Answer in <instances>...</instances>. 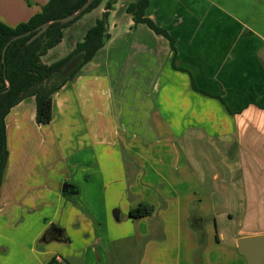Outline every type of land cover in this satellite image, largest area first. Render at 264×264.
Returning a JSON list of instances; mask_svg holds the SVG:
<instances>
[{
  "label": "crops",
  "instance_id": "crops-1",
  "mask_svg": "<svg viewBox=\"0 0 264 264\" xmlns=\"http://www.w3.org/2000/svg\"><path fill=\"white\" fill-rule=\"evenodd\" d=\"M106 1L88 12L89 18L75 22L84 21L80 24L84 32L78 36L102 15ZM133 1L112 5L108 40L52 95L50 122L37 124L30 133L37 139L32 149L44 169L38 179L27 170L26 148L16 155L19 139L28 138L26 123L35 122L34 97L24 98L7 115L0 264H48L52 259L64 264L78 247H87L83 252L94 264L93 255L98 258L101 247L108 252L110 244L131 237L141 242L136 264H245L235 246L221 244L219 236L211 235L217 195L224 208L225 197L234 198L235 211L242 213L239 229L249 230L248 235L264 233V0H179L169 22L159 26L175 39L174 61L167 40L144 24L134 25L126 11L121 19L125 23L120 24L115 6L125 10ZM154 1L147 16L156 22L160 13ZM46 3L0 0V23L16 27ZM220 33L226 38L222 45ZM118 34L130 38L121 47L123 52L111 44ZM76 43L66 44L53 61L45 60L46 53L42 63L64 58ZM123 59L125 63L120 62ZM116 63H122L118 70ZM191 82L220 100L195 91ZM113 96L123 100L136 96L146 126H135L129 118L138 114L134 104L129 105L133 109L124 105L128 118L116 119L120 111L114 109ZM166 129L172 143L164 141ZM176 140H183L182 151ZM190 150L195 153L193 161ZM194 163L201 169L196 170ZM209 164L217 167L210 177ZM64 182L72 186L66 194L61 193ZM141 204L150 206L151 214L131 219L129 211ZM112 208L119 209H113L117 220L110 216ZM27 211L31 214L15 218ZM82 211L92 217L88 230L79 222ZM120 222H132L134 234L124 235ZM90 224L97 226L95 232ZM51 227L61 231L60 238L50 235ZM36 242L41 249H35Z\"/></svg>",
  "mask_w": 264,
  "mask_h": 264
},
{
  "label": "trees",
  "instance_id": "trees-1",
  "mask_svg": "<svg viewBox=\"0 0 264 264\" xmlns=\"http://www.w3.org/2000/svg\"><path fill=\"white\" fill-rule=\"evenodd\" d=\"M85 1L47 0L41 11L25 23H21L16 27H9L0 23V185L8 158L5 119L10 110L24 98L31 96L34 97L35 101L36 124L46 125L50 122L52 118V95L63 84L72 80L78 74L80 68L89 62L108 40V12L117 0H107L101 18L97 19L93 26L85 31L82 41L76 43L67 56L49 65L43 64L41 58L61 42L63 30L78 21L84 14L97 8L104 0H93L80 15L67 24H51L42 35L28 45H26V41L31 35L12 41L5 51L4 65L1 62V50L14 36L33 30L46 21L65 17L78 9ZM150 1L134 0L127 5L125 11L131 16L134 25L144 24L154 34L167 40L173 53L172 61H174L176 54L175 39L147 16ZM78 55L81 56V60L59 84L53 83L50 87L43 85L44 80L47 81L53 75H56L66 63ZM172 67L177 69L173 63ZM5 79L9 82V89L2 93L6 89ZM191 84L195 91L220 100L217 96L198 90L193 82ZM151 212L152 208L150 206L141 204L129 211V217L139 219L149 216ZM53 263V259L48 262V264Z\"/></svg>",
  "mask_w": 264,
  "mask_h": 264
},
{
  "label": "rangeland",
  "instance_id": "rangeland-1",
  "mask_svg": "<svg viewBox=\"0 0 264 264\" xmlns=\"http://www.w3.org/2000/svg\"><path fill=\"white\" fill-rule=\"evenodd\" d=\"M179 2V0H155L154 3L156 4V9L159 11L160 16L157 19L156 18V22H154L156 25L160 26L162 23H168L169 22V17L168 15L173 12V8H175V5H177ZM105 4V3H103ZM104 6V5H103ZM229 12L234 13V8L232 4L226 5ZM115 12H116V16L119 18V20H121L123 18V14H125V10L123 9V7L118 4L115 6ZM176 11V10H175ZM236 11V10H235ZM90 13V12H89ZM92 14V13H91ZM87 13L83 15V17L81 18H89L86 17ZM122 16V17H121ZM101 16H99L98 19H100ZM84 20V19H81ZM87 20V19H85ZM124 20V19H123ZM153 21V20H152ZM81 23H84V21H82ZM80 23V24H81ZM125 21H120V24H124ZM76 23L72 24L71 27H67V28H71V29H67L65 30L64 34H63V39L60 45H58L55 49L50 50L47 52V57L45 58V60L47 62L49 61H53V57L57 56V55H62L64 53V51L66 50L67 46L66 44L72 43V41H77V42H81V39L83 36H78V34H82L84 32V30L82 28H80V24L79 25H75ZM225 25V20L223 18V16H220V27H223ZM206 31V30H205ZM84 35V34H83ZM115 41H113L111 44L114 46L118 47V52H123V49H121V47L125 46V42L130 40L129 35L127 34H118L117 36H115ZM206 39V38H205ZM226 38L223 34L220 33V45H222L223 41H225ZM206 41V40H205ZM207 45V44H206ZM122 56H125V54H121ZM126 59L120 60V62L123 61V63H125ZM122 63H116V69L119 67V65ZM118 70V69H117ZM123 71V70H119ZM114 72V71H113ZM129 85L125 86L123 85V89H127ZM132 86V85H131ZM115 87L120 88L121 85L117 86V83L115 84ZM121 96H113V105H114V109H117L120 111L121 113V117H120V113L119 116L115 117L118 120H121L123 117L124 118H128L127 116L125 117L124 112L122 110H124L125 106L128 107V109H133L134 107L136 108L137 113H133V115H131L129 118L131 120H133V124L135 126H137V124H139L140 126H146V120L147 117H142L139 116V110L140 107L136 104H138L137 99H135L136 96H123V98H120ZM136 101V102H135ZM215 103L213 104H217L218 102L214 101ZM133 108H129V105H133ZM132 112V111H131ZM36 123L35 122H27L26 126L30 127L28 128V132L25 130L24 132V137L25 135L28 137L26 139V141H22V137L19 139V146H20V151L16 152V155H18L20 152L23 151V148H26V160L25 163L28 165L27 170L31 173V174H35L36 178H39V175L42 174L43 166H41L40 161L38 160L37 156V152L36 150L33 151V143H35L37 141V139L34 136H30L31 132H33V129L36 127ZM35 126V127H34ZM166 128V127H165ZM167 129L166 131L163 132V137H164V141H166L167 143L171 142L172 140L168 142V137H167ZM144 139H147V135L148 133H142ZM137 135V134H136ZM139 135V134H138ZM30 136V137H29ZM123 136V133L121 135V138ZM26 145H24V143ZM177 143V148L179 151H182V146H183V140H176ZM187 145H190L189 143H187ZM121 147V145H118ZM188 156H189V152L187 150ZM190 155H191V161H193L195 159V153L194 150H190ZM122 159H125V155H122ZM211 161V158H208ZM193 163V162H192ZM193 166L195 167V169H201L200 166H198V164H193ZM210 168L208 171V176L210 177L211 175V170L215 169L217 170L216 165L213 164H209ZM156 167V166H155ZM201 174L204 176V178H207L206 172L204 169L201 170ZM38 177V178H37ZM112 185H115L114 181H110L109 182ZM35 185H37V183H35ZM155 185V184H154ZM154 190L158 189L157 187H153V184L151 186ZM113 187L110 188V190H112ZM220 194V193H219ZM68 199L74 200L73 196L68 197ZM220 195H217L215 197H213V202H214V212H213V217L215 218L216 221V225L212 226L211 229V235L214 237L215 235L219 236L221 239V244H231L232 246H235V241L237 238L245 236L241 234H250L249 230H242L239 229L238 227L240 226V221L242 218V213L236 212L235 211V200L232 197H225V199H227V203H225V208L220 206ZM113 209H117L118 208H112L110 210V216H112V211ZM234 212H231L233 211ZM231 212V213H228ZM29 211L25 212V213H18L15 214V218H22L24 216H28ZM123 217L126 218V213H122ZM81 221H79L82 226H87V230L89 229V222L92 223V217L91 214L88 212H83L79 215ZM120 224V229L121 232L124 233V235H128V234H134L135 232V225L130 222V224L125 225L123 222L117 223ZM92 232L96 231L97 226H94L92 224H90ZM239 234V235H238ZM131 237V235H130ZM77 240L79 241V238H77ZM232 241V242H231ZM231 242V243H230ZM99 244V243H98ZM100 245V244H99ZM41 246H43L41 243L36 242L35 244V249L39 250L41 249ZM74 246L78 247V244H74ZM140 246H141V242H135L134 237L128 238L124 241H120L118 242H114L112 244H110L109 248H108V252H106L105 247H101V255H99V257L97 258L95 255H93L94 261L93 263L95 264L96 262H98L100 260L99 263L101 264H112V263H116L119 262L121 264H136L137 261V254L140 251ZM87 247H81V250L76 249L74 251H71V255L70 258H66V262H64V264H89V261H87V257L84 254L83 250L86 249ZM236 250V248H235ZM237 252V251H236ZM79 255L78 258L77 257H72L73 255ZM242 260H244V258L242 257ZM96 261V262H95ZM245 261V260H244ZM55 264V263H54ZM57 264V263H56ZM62 264V263H61Z\"/></svg>",
  "mask_w": 264,
  "mask_h": 264
},
{
  "label": "water",
  "instance_id": "water-1",
  "mask_svg": "<svg viewBox=\"0 0 264 264\" xmlns=\"http://www.w3.org/2000/svg\"><path fill=\"white\" fill-rule=\"evenodd\" d=\"M93 0H86L78 9H76L74 12L71 14L58 18V19H53L46 21L42 23L41 25L37 26L33 30L24 32L22 34H19L17 36H14L9 40L2 48L1 50V62L4 65V55L5 51L8 47V45L17 39L30 36L29 39L26 41V45L30 44L33 42L36 38H38L40 35H42L47 28L53 24V23H58V24H67L74 20L78 15H80L91 3ZM81 60V56H75L72 58L68 63H66L63 68L58 71L56 75H53L51 78H49L47 81H43V85H46L50 87L53 83H60L62 79H64L79 63ZM6 83V89L2 92L5 93L9 89V82L5 79ZM71 185L67 182H64L61 186V193L66 194L70 189ZM112 216L114 220H117L118 218V212L117 210H114L112 212ZM56 238H60L61 236V231L56 228V227H51L50 228V235H55ZM235 248L238 254H240L244 260L245 264H264V233L262 234H254V235H247V236H242L236 239L235 241Z\"/></svg>",
  "mask_w": 264,
  "mask_h": 264
},
{
  "label": "flooded vegetation",
  "instance_id": "flooded-vegetation-1",
  "mask_svg": "<svg viewBox=\"0 0 264 264\" xmlns=\"http://www.w3.org/2000/svg\"><path fill=\"white\" fill-rule=\"evenodd\" d=\"M49 233H50V231H49Z\"/></svg>",
  "mask_w": 264,
  "mask_h": 264
}]
</instances>
